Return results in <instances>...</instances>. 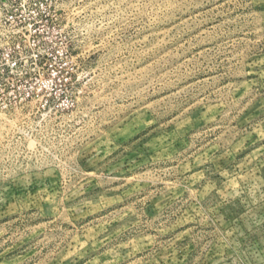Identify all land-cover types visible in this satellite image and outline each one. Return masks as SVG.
Wrapping results in <instances>:
<instances>
[{
	"label": "rangeland",
	"instance_id": "rangeland-1",
	"mask_svg": "<svg viewBox=\"0 0 264 264\" xmlns=\"http://www.w3.org/2000/svg\"><path fill=\"white\" fill-rule=\"evenodd\" d=\"M0 264H264V0H0Z\"/></svg>",
	"mask_w": 264,
	"mask_h": 264
}]
</instances>
